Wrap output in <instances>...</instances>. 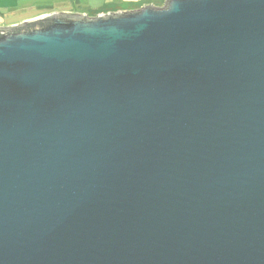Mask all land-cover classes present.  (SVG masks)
<instances>
[{"label": "water", "instance_id": "1", "mask_svg": "<svg viewBox=\"0 0 264 264\" xmlns=\"http://www.w3.org/2000/svg\"><path fill=\"white\" fill-rule=\"evenodd\" d=\"M33 22L0 29V264H264V0Z\"/></svg>", "mask_w": 264, "mask_h": 264}, {"label": "crops", "instance_id": "2", "mask_svg": "<svg viewBox=\"0 0 264 264\" xmlns=\"http://www.w3.org/2000/svg\"><path fill=\"white\" fill-rule=\"evenodd\" d=\"M166 0H0V29L33 22L49 14H82L89 17L123 12L151 5L162 7Z\"/></svg>", "mask_w": 264, "mask_h": 264}, {"label": "trees", "instance_id": "3", "mask_svg": "<svg viewBox=\"0 0 264 264\" xmlns=\"http://www.w3.org/2000/svg\"><path fill=\"white\" fill-rule=\"evenodd\" d=\"M41 22H33V23H31V24H29V27H31V26H35V25H38V24H40Z\"/></svg>", "mask_w": 264, "mask_h": 264}, {"label": "rangeland", "instance_id": "4", "mask_svg": "<svg viewBox=\"0 0 264 264\" xmlns=\"http://www.w3.org/2000/svg\"><path fill=\"white\" fill-rule=\"evenodd\" d=\"M18 25H20V24H18ZM18 25H17V26H18Z\"/></svg>", "mask_w": 264, "mask_h": 264}]
</instances>
